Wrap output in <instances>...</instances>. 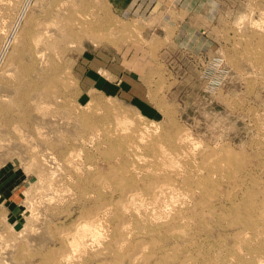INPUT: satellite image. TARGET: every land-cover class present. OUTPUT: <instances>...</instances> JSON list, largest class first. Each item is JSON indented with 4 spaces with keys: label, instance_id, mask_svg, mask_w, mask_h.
<instances>
[{
    "label": "rangeland",
    "instance_id": "374dc122",
    "mask_svg": "<svg viewBox=\"0 0 264 264\" xmlns=\"http://www.w3.org/2000/svg\"><path fill=\"white\" fill-rule=\"evenodd\" d=\"M217 4L194 56L113 0H0V264H264V0Z\"/></svg>",
    "mask_w": 264,
    "mask_h": 264
},
{
    "label": "crops",
    "instance_id": "0c3cea01",
    "mask_svg": "<svg viewBox=\"0 0 264 264\" xmlns=\"http://www.w3.org/2000/svg\"><path fill=\"white\" fill-rule=\"evenodd\" d=\"M218 4L217 0H113L117 17L140 23L144 35L176 38L180 49L194 56L202 50L208 52V47L202 49L208 45L207 38L218 35ZM104 53L107 52L100 53L96 62L110 66L113 78L131 83L129 75L134 74L123 71L125 58H116L115 54L110 58Z\"/></svg>",
    "mask_w": 264,
    "mask_h": 264
},
{
    "label": "bare ground",
    "instance_id": "6f19581e",
    "mask_svg": "<svg viewBox=\"0 0 264 264\" xmlns=\"http://www.w3.org/2000/svg\"><path fill=\"white\" fill-rule=\"evenodd\" d=\"M11 34H12V33H11ZM10 38H11V37H10ZM12 40H13V39H12ZM7 42H8V41H7ZM5 43H6V42H5ZM9 43H10V41H9ZM13 43H14V42H13ZM14 44H15V43H14ZM4 45L7 46L8 44H4ZM1 48H2V46H1ZM3 48H4V47H3ZM8 48H9V47H8ZM8 51H9V50H8ZM2 52H3V50H2ZM7 56H8V55H7ZM7 56H6V57H7ZM4 57H5V54H4ZM6 57H5V58H6ZM0 59H1V57H0ZM2 63H3V62H2ZM1 66H2V65H1ZM5 72H6V71H5ZM8 75H9V74H8ZM6 76H7V73H6ZM9 76H10V75H9ZM20 78H21V77H20ZM20 80H21V79H20ZM8 81H9V80H8ZM7 83H8V82H7ZM5 85H6V84H5ZM7 85H8V84H7ZM166 186H167V185H166ZM160 187H161V186H160ZM154 188H155V187H154ZM156 189H157V188H155V190H156ZM162 189L165 190V189H167V188L164 187V188H162ZM155 190L153 189V191H155ZM157 191H158V190H157ZM160 191L162 192L161 189H160ZM167 191H168V189H167ZM165 192H166V191H165ZM132 193H134V192H132ZM132 193H131V194H132ZM156 193H157V192H155V194H156ZM137 194H138V192H137ZM137 194H136V196H137ZM140 194H141V193H140ZM157 194H158V193H157ZM132 195H133V197H134L135 193L132 194ZM141 196H142V195H141ZM141 196H140V197H141ZM137 198H138V196H137ZM132 199H133V198H132ZM134 199H136V198H134ZM134 199H133V200H134ZM130 200H131V199H130ZM136 200H137V199H136ZM141 200H142V199H141ZM128 201H129V200H128ZM129 202H130V201H129ZM129 204H130V203H129ZM104 208L106 209V207H104ZM123 208H124V207H123ZM105 209H104V210H105ZM102 210H103V209H102ZM102 210H101V211H102ZM99 211H100V210H99ZM105 211H106V210H105ZM102 212H103V211H102ZM102 212H101V213H102ZM96 213H97V212H96ZM97 214H98V213H97ZM98 215H99V214H98ZM95 216H96V215H95ZM99 217H100V216H99ZM93 219H94V218H93ZM97 219H99V218H97ZM100 220H101V219H100ZM90 221H92V222H89V221H88V222H89V223H93V221L95 222V220H92V219H91ZM98 221H99V220H98ZM85 222H87V221H85ZM83 224H84V223H83ZM95 224H96V223H95ZM95 224H94V225H95ZM98 224H99V223H98ZM84 225L86 226V224H84ZM84 225H83V226H84ZM87 225H88V224H87ZM80 226H81V225H80ZM89 226H90V225H89ZM100 226H101V225H100ZM87 227H88V226H87ZM90 227H91V226H90ZM92 227H93V226H92ZM85 228H86V227H85ZM85 228H84V229H85ZM88 228H89V227H88ZM123 228H124V226L122 227V229H123ZM78 229H81V228H78ZM84 229H82V231H83ZM124 229H125V228H124ZM99 233H100V232H99ZM88 234H90V233H88ZM94 234H95V233H94ZM92 235H93V234H92ZM76 246H77V245H76ZM67 247H68V246H67ZM141 251H142V249H141ZM136 254H137V253H136ZM139 254H140V253H139Z\"/></svg>",
    "mask_w": 264,
    "mask_h": 264
}]
</instances>
